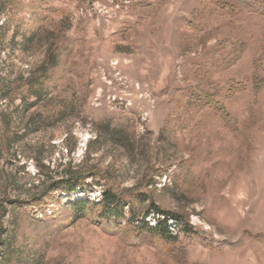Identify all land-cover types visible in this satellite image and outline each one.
Instances as JSON below:
<instances>
[{
  "label": "rangeland",
  "instance_id": "rangeland-1",
  "mask_svg": "<svg viewBox=\"0 0 264 264\" xmlns=\"http://www.w3.org/2000/svg\"><path fill=\"white\" fill-rule=\"evenodd\" d=\"M254 2L231 20L205 14L207 0H0V199L28 201L66 168L93 167L120 190L148 184L162 209L189 216L206 245L186 244L170 220L182 264H264L254 238L264 235V3ZM51 43L46 100L25 102ZM195 89L223 114L199 110ZM101 190L58 196L45 214L8 206L0 264H181L88 221L55 230L53 212Z\"/></svg>",
  "mask_w": 264,
  "mask_h": 264
},
{
  "label": "trees",
  "instance_id": "trees-1",
  "mask_svg": "<svg viewBox=\"0 0 264 264\" xmlns=\"http://www.w3.org/2000/svg\"><path fill=\"white\" fill-rule=\"evenodd\" d=\"M242 1L245 2L246 0H207V5H204L205 14H208V10H210L211 13L215 12L218 16H228L231 20H234L239 16L240 5L242 6L240 3ZM262 2L264 3V0ZM254 3H257V0ZM56 12L59 13L60 17L65 18L63 21L67 20L66 12L63 10ZM32 39H34V36H30L27 41H31ZM242 48L243 46L240 48L238 46L237 50L234 51L231 47L230 53H227L225 57L227 60L234 62L235 59L232 60V57L239 50L241 52ZM54 53L55 49L53 43H51L47 47L45 59L41 66L23 85L26 87L23 93V101L34 100L35 102H42L46 100L49 92L48 89L51 86V74L58 67V56ZM251 80L256 84L261 79L258 78L255 72L252 74ZM231 87L233 88H228V91L232 92L236 86L231 85ZM188 96L192 97V100L194 99L193 101L199 106V110L207 107L223 114V108L217 104L214 94H211V92L195 89V92L192 91ZM66 108L67 105L60 106L58 115L62 116ZM54 114L53 112V116ZM224 116L226 119L229 118L227 114H224ZM42 120L45 121L46 119ZM120 132L122 131H114L111 135L112 138H115L114 136L117 134L115 139L119 142L125 140ZM3 136L6 137L5 134ZM9 139L10 137L7 136L3 141H8ZM184 164L186 163H180L179 169L175 172V181L179 177L182 178L183 174L181 172L183 171L182 165ZM101 180L104 182V185H99ZM176 185L175 188L177 189ZM95 186L102 187L98 201L91 202L86 198H79L67 203L62 212H53L55 230L66 229L78 222L88 221L103 232L117 237L126 245L149 244L161 256L176 263H186V249L180 244L181 242L178 237L172 234L168 226V222L171 220L175 226L180 227L182 234L185 236L186 244L198 242L206 245V242L200 237L201 235L190 225L189 216L185 213L162 209L153 198L152 193L147 191L148 184L143 185L140 182L131 189L120 190L114 183H111L109 176L100 170L88 167L81 171V168L72 170L68 167L61 173L60 178L47 179L37 195L31 197L28 201L19 203L0 199V260L6 259L4 258V253L7 250L4 241L6 232L3 221L8 206L15 205L20 209L31 207L32 211L37 210L45 214L50 205L59 203L58 196L65 195L69 198L74 194L76 195L77 192L85 194L87 190H91ZM149 217L154 218V225H150L147 222ZM246 235L251 236L250 234ZM254 238L262 241L264 240V235H256ZM236 244L238 243L233 245L224 242L221 247L231 248L236 246ZM207 246L209 247L210 245Z\"/></svg>",
  "mask_w": 264,
  "mask_h": 264
}]
</instances>
